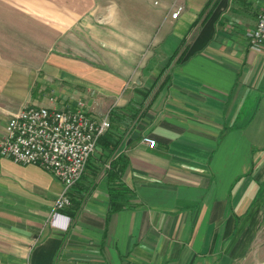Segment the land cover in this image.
Here are the masks:
<instances>
[{
  "label": "crops",
  "instance_id": "1",
  "mask_svg": "<svg viewBox=\"0 0 264 264\" xmlns=\"http://www.w3.org/2000/svg\"><path fill=\"white\" fill-rule=\"evenodd\" d=\"M20 4L0 13V133L80 102L111 129L67 230L62 182L0 155V264H264V48L246 35L264 0Z\"/></svg>",
  "mask_w": 264,
  "mask_h": 264
},
{
  "label": "built area",
  "instance_id": "2",
  "mask_svg": "<svg viewBox=\"0 0 264 264\" xmlns=\"http://www.w3.org/2000/svg\"><path fill=\"white\" fill-rule=\"evenodd\" d=\"M183 8L172 14L177 19ZM247 38L252 49L264 48V8L257 24L249 30ZM83 103L75 108L58 109L43 106L26 107L13 115L0 133V155L24 166H38L52 173L63 184V191L55 203L50 224L67 230L70 218L62 212L72 205L70 191L83 177L98 142L111 129L108 118L92 120ZM144 142L154 149L152 138ZM67 219L59 225V219Z\"/></svg>",
  "mask_w": 264,
  "mask_h": 264
},
{
  "label": "rangeland",
  "instance_id": "3",
  "mask_svg": "<svg viewBox=\"0 0 264 264\" xmlns=\"http://www.w3.org/2000/svg\"><path fill=\"white\" fill-rule=\"evenodd\" d=\"M22 1H23V4H24V1H26V0H0V9H2L0 11V13H3L4 8L7 9V13L10 12V10L15 12L16 11L15 8L20 9V10H24L23 7H21L23 5L20 4V2H22ZM83 10L84 9H82V11ZM7 122H8V120H7Z\"/></svg>",
  "mask_w": 264,
  "mask_h": 264
}]
</instances>
